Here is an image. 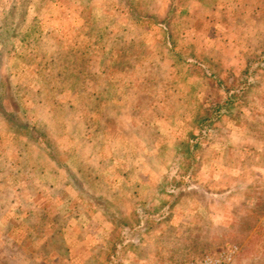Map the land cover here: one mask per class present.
<instances>
[{
  "label": "rangeland",
  "instance_id": "374dc122",
  "mask_svg": "<svg viewBox=\"0 0 264 264\" xmlns=\"http://www.w3.org/2000/svg\"><path fill=\"white\" fill-rule=\"evenodd\" d=\"M65 255L264 264V0H0V264Z\"/></svg>",
  "mask_w": 264,
  "mask_h": 264
},
{
  "label": "crops",
  "instance_id": "0c3cea01",
  "mask_svg": "<svg viewBox=\"0 0 264 264\" xmlns=\"http://www.w3.org/2000/svg\"><path fill=\"white\" fill-rule=\"evenodd\" d=\"M65 242H66V245L68 244V248H69V245L71 246V242L68 241V239H65ZM20 253L22 254V252H20ZM88 258L89 257L87 255L80 256L79 259H78V257L76 258V257H73V256H67V255H65L64 257L62 256V257H60L58 259L59 260V263L58 264H88ZM23 261L26 264H30V258H28L27 256H24L21 259V262L18 263V264H24ZM38 263L39 262H37V263L35 262V264H38ZM50 264H57V263H54L53 261H51Z\"/></svg>",
  "mask_w": 264,
  "mask_h": 264
},
{
  "label": "built area",
  "instance_id": "2783aa9c",
  "mask_svg": "<svg viewBox=\"0 0 264 264\" xmlns=\"http://www.w3.org/2000/svg\"><path fill=\"white\" fill-rule=\"evenodd\" d=\"M199 264H201V263H199ZM203 264H214V262L212 261V259L207 258V259L204 260Z\"/></svg>",
  "mask_w": 264,
  "mask_h": 264
},
{
  "label": "trees",
  "instance_id": "16d2710c",
  "mask_svg": "<svg viewBox=\"0 0 264 264\" xmlns=\"http://www.w3.org/2000/svg\"><path fill=\"white\" fill-rule=\"evenodd\" d=\"M223 106V103L221 104V103H218V104H216V106ZM206 120H208L209 118H205Z\"/></svg>",
  "mask_w": 264,
  "mask_h": 264
}]
</instances>
